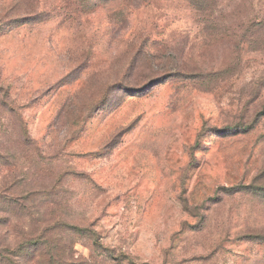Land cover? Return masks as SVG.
I'll return each mask as SVG.
<instances>
[{
  "label": "rangeland",
  "instance_id": "rangeland-1",
  "mask_svg": "<svg viewBox=\"0 0 264 264\" xmlns=\"http://www.w3.org/2000/svg\"><path fill=\"white\" fill-rule=\"evenodd\" d=\"M200 1L0 0L10 263L264 264V50ZM212 9L239 27L264 0Z\"/></svg>",
  "mask_w": 264,
  "mask_h": 264
},
{
  "label": "trees",
  "instance_id": "trees-1",
  "mask_svg": "<svg viewBox=\"0 0 264 264\" xmlns=\"http://www.w3.org/2000/svg\"><path fill=\"white\" fill-rule=\"evenodd\" d=\"M216 0H201L200 5L197 7L196 11L200 14L204 15L202 17V20L207 25V29H219L220 27L226 28L228 30H232V32H227V36L229 38V41L232 43L233 47L236 49L242 40L246 37H248L249 44H252L255 46V48H259L258 50H264V14L260 18H253L247 20L245 23L240 25L239 27L232 25L228 26H222V23L220 20L210 14L212 12L213 3ZM238 49V48H237ZM70 228V227H69ZM71 229L79 230L76 227H73ZM28 244L27 246L30 247V249L34 250L33 254H31L30 258L33 259L38 256L42 259L43 256L37 254V251L39 247L43 246L47 242V238L45 235L41 236L40 238L36 239H27ZM1 249V247H0ZM59 253L53 254L51 249H48L46 252H44L46 264H63V252L60 251ZM6 254L2 253L0 250V264H12L10 263V256L9 258L7 256H4ZM27 256V255H25ZM47 258V259H46ZM29 259V258H28ZM43 260V259H42ZM69 261L70 264H79L81 263L80 260H77L74 258L73 254L70 253L69 255ZM14 264V263H13ZM17 264V262L15 263Z\"/></svg>",
  "mask_w": 264,
  "mask_h": 264
}]
</instances>
